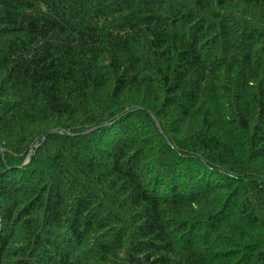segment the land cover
Returning a JSON list of instances; mask_svg holds the SVG:
<instances>
[{
	"label": "trees",
	"instance_id": "obj_1",
	"mask_svg": "<svg viewBox=\"0 0 264 264\" xmlns=\"http://www.w3.org/2000/svg\"><path fill=\"white\" fill-rule=\"evenodd\" d=\"M0 264H264V0H0Z\"/></svg>",
	"mask_w": 264,
	"mask_h": 264
}]
</instances>
